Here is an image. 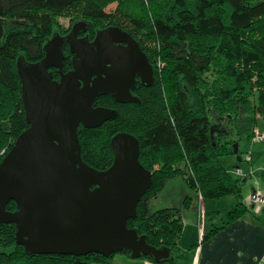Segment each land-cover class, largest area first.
<instances>
[{"label":"trees","instance_id":"16d2710c","mask_svg":"<svg viewBox=\"0 0 264 264\" xmlns=\"http://www.w3.org/2000/svg\"><path fill=\"white\" fill-rule=\"evenodd\" d=\"M114 1L121 0H0V161L28 127L16 71L17 58L22 56L28 64L43 58L44 43L53 34L65 35L57 24L60 14L74 13L73 23L85 22L91 37L109 26L122 29L146 55L154 83L150 89L143 90L139 104L116 107L117 116L113 120L96 129L78 128L81 158L88 166L104 171L113 161L110 140L116 133H129L139 141L138 161L152 173V184L137 204L136 216L128 221L127 227L135 229L139 236L144 235L147 244L168 248L173 256L183 229L181 211L188 208L192 197H184L180 207L166 206L150 212L148 202L157 196L166 180L181 176L189 189L200 193L204 216L210 220L220 214L215 201L230 195L241 198L238 181L219 158L234 155L230 147L233 148L235 141L232 145L225 143L233 130L238 136L246 135L250 139L253 128L259 124L254 114L264 119V93L254 94L248 81L236 75L234 66L240 61L234 43L237 37H244L245 45L254 47L253 52L258 55L251 73L262 79L260 87L264 88V44L258 38L263 28L254 32L256 25L261 20L264 22V1L169 0L166 5L151 8L147 4L149 0H141L146 1L140 6L142 15L133 14L123 5L112 12L105 11ZM251 34L248 39L246 35ZM203 37L214 40L206 53L196 57V40ZM177 54V62L165 67L164 77L170 79V87L160 97L154 88L156 63L161 59L173 60ZM238 92L240 95L233 96ZM103 98L99 97L95 105H100ZM176 151V160H169L168 154ZM180 163L183 169L178 167ZM15 209L13 202L6 206L7 211ZM248 213L262 220L264 206L258 215L243 202H236L228 208L227 219L219 226H211L200 242H206ZM15 231L13 224L0 226V264H108L115 255L129 257L126 252L109 257L30 256L15 243ZM169 263L177 264V258L162 264Z\"/></svg>","mask_w":264,"mask_h":264},{"label":"water","instance_id":"95a60500","mask_svg":"<svg viewBox=\"0 0 264 264\" xmlns=\"http://www.w3.org/2000/svg\"><path fill=\"white\" fill-rule=\"evenodd\" d=\"M82 27V29H80ZM87 24L78 21L66 36L53 34L43 58L16 61L21 100L28 127L0 161V226L13 224L15 243L33 255L129 258L155 264L172 262L166 247L147 244L127 223L152 184V173L138 161L139 141L129 133L110 140L111 166L98 171L81 158L78 128L96 129L117 116L115 109L95 107L111 95L116 103L139 104L130 88L154 82L152 67L137 42L118 27L96 32L92 42L78 38ZM67 44L72 70L62 72ZM55 68L59 80H52ZM238 145H233L236 155ZM13 202L14 211L6 206Z\"/></svg>","mask_w":264,"mask_h":264},{"label":"rangeland","instance_id":"374dc122","mask_svg":"<svg viewBox=\"0 0 264 264\" xmlns=\"http://www.w3.org/2000/svg\"><path fill=\"white\" fill-rule=\"evenodd\" d=\"M167 1H169V0H149V2L147 1V4L149 3V6L151 8L152 7L156 8V6L160 7V5H162V4L166 5L165 2L167 3ZM143 2H141V0H121L119 3H118V1H114L110 4H108L104 10L107 12H112V11H114V9L118 5H123V7H125V8L129 7L130 11L133 14L142 15L143 11H142L140 6L142 5ZM144 5H146V4H144ZM75 17L76 16L74 15V13H71V12L68 13V15L60 14L57 17V24H58L59 28L62 29L64 34L69 32L70 27H71ZM105 25H107V23H104V26ZM262 28H263V30L259 34L258 38L260 39V42L264 44V42H262L264 39L263 38L264 22H262V20H261V22H259L256 25V27L254 28V32H256ZM246 37H248V39H250L252 37V34L246 35ZM244 39H245L244 37L243 38L237 37L236 38L237 41H235V43H234L235 46L237 47L236 50L238 51V55H239L238 58L240 59V61H238L234 64V66L237 68L236 75L239 76L240 79L244 77L248 81V84L251 86L252 92L254 91V94H257L258 92L264 93V88L260 87V81L262 79L258 75H254L251 73L252 72L251 66L253 65V62H257L258 55H256L253 52V50L255 51L254 47H248L245 45ZM213 40H214L213 38L211 39L209 37H203V38H200L199 40H196V47L198 49V51L196 52V57H199V55H202L201 53H203V52L206 53L209 45L213 42ZM178 56H179L178 54L176 56H174L173 60H169V61L165 62L161 59V62L156 63L157 64V68H156L157 80H156V84H155L154 88L158 89V93H159L160 97L165 96L166 92H167L166 87L167 86L170 87V81H169L170 79L165 78L167 76V74H166L167 68L165 69V67L167 65H169V63H172V61L177 62L176 57H178ZM165 63H166V65H165ZM144 95H146V93ZM235 95H240V94L238 92V94L236 93L233 96H235ZM250 100L253 101V96L250 97ZM195 104L196 103L194 102L193 106H194V109L196 110L197 106ZM100 105H103L106 107L111 106V104L109 103V101L106 98H103L101 100ZM151 105H154V104L152 103ZM254 117L259 122V124L257 125V126H259L261 123L260 122V115H258V113H255ZM257 126H255L253 128V130L256 129ZM227 140L228 141H226L225 143H229L228 145H232L234 143H236L238 145V154H237V156L236 155H223V156H220L219 160H220L221 164L224 166V168L229 173H231V175H232V172L236 170V169H234L235 166H238L241 168V170L240 169L239 170L242 172V175L236 174V176H234V178H236V177L238 178L237 184H238V187L240 188L241 198L238 199V198L234 197L233 195L226 196V198L222 199V204H227L228 208H230L233 204L232 205H228V204L235 203V199H236V202L241 201L244 204H247V206H248V203H249V200H248L249 199V197H248L249 196V188L248 187H249V185L251 183H254L253 188H255V187H257L256 184H259L258 182H260L261 188H263V186H264V174H262L260 171L257 170L255 173L252 174L251 170H249L245 174V172L247 171V167H248V164H246V160L248 159L249 153L253 152L255 140L253 137L248 139V137L246 135L238 136L235 130H233L232 134L227 137ZM233 141H235V142L233 143ZM258 143H260V142H258ZM231 150L233 151V148L230 147V151ZM177 152L178 151L168 154L169 160H172V161L176 160V153ZM1 154H4L3 150L1 151ZM237 157L240 158L242 161L237 162V160H236ZM178 167L183 169V164L180 163V165ZM243 178H247V180L242 182L241 179H243ZM185 192H187V193L184 195ZM182 195H184V196L182 197ZM191 195L196 198V205L198 207V213H199V219H198L199 220V226L202 227V225H205V224H207V222L210 221V219H208L207 217L204 216L203 210H204L205 206L203 204V199H202L200 193L189 189V187L185 184V182L183 181L181 176H176L174 178L166 180L163 188L157 194V196L155 198H152L149 200L148 209L150 212H153V211L162 209L166 206L180 207L181 206L180 203H182V199L186 196L191 197ZM189 206H188V208H189ZM228 208L225 210L223 215H221V217L218 219L217 224H219L220 222L227 219ZM259 214H260V212L258 213V215ZM116 257H117L116 262L114 260L112 264H122L121 254H118ZM10 264H17V263L12 262Z\"/></svg>","mask_w":264,"mask_h":264},{"label":"crops","instance_id":"0c3cea01","mask_svg":"<svg viewBox=\"0 0 264 264\" xmlns=\"http://www.w3.org/2000/svg\"><path fill=\"white\" fill-rule=\"evenodd\" d=\"M260 122L257 129L264 133V119L260 120ZM249 156L250 160H246L248 167L245 174L249 170H251L252 174L257 170L264 174V142L258 143L254 141L253 152L249 153ZM236 160L237 162L242 161L238 157ZM234 169L241 170L238 166H235ZM234 172H232V175L230 173L232 178L236 176ZM234 179L237 180L238 178ZM246 180L247 178L241 179L242 182ZM258 183L256 186H259L258 188L264 194V186L261 188V183ZM253 186L254 183L249 185V194ZM191 197L189 208L182 209L181 211L183 229L177 241L176 249L173 252V256L177 258V264H264V223L262 222L264 219L256 220L250 213L245 214L223 230L217 232L206 242H200L204 232L208 231L211 226H219L221 224V222L217 224L218 219L223 215L228 206L227 204H222L223 198L215 201L220 214L212 217V220L200 227L196 198L192 195ZM248 206H250V201ZM116 256L108 264H112L114 260L116 262ZM121 256L122 264H155L143 258L133 260L123 254Z\"/></svg>","mask_w":264,"mask_h":264},{"label":"flooded vegetation","instance_id":"af4514ba","mask_svg":"<svg viewBox=\"0 0 264 264\" xmlns=\"http://www.w3.org/2000/svg\"><path fill=\"white\" fill-rule=\"evenodd\" d=\"M76 23V22H75ZM73 23V24H75ZM72 24V25H73ZM71 25V26H72ZM71 28V27H70ZM107 28V27H106ZM82 29V27L80 28ZM79 29V30H80ZM105 29V28H104ZM103 30V29H102ZM70 31V30H69ZM100 31V30H99ZM98 32V31H97ZM68 33H66L64 36H66ZM96 33L91 37L89 36L88 34V30H86L85 32H83L82 30L78 31V38H86L88 39L89 42H92L94 37H95ZM67 44H63L62 45V53L64 55V59H63V62H62V72L63 73H67L69 72L70 70H72V64H71V59H72V55L69 53V51L67 50ZM49 73L51 74L52 76V80H56L58 81L59 80V74L57 73V70L55 68H50L49 70ZM154 83V82H153ZM153 86V84H152ZM152 86L150 87H144L140 84V81L138 78H135V82H134V85L130 88V92L132 94V96L136 97V98H139V96L142 94L143 90H148L150 89ZM105 98L109 101V103L111 104L110 107H106V106H102V107H105V108H109V109H116V107H122V105H125L126 103L122 104V103H116L114 101V99L112 98L111 95H106ZM97 101V100H96ZM133 104V103H132ZM95 107L97 106H101V105H95Z\"/></svg>","mask_w":264,"mask_h":264},{"label":"built area","instance_id":"2783aa9c","mask_svg":"<svg viewBox=\"0 0 264 264\" xmlns=\"http://www.w3.org/2000/svg\"><path fill=\"white\" fill-rule=\"evenodd\" d=\"M252 135L255 142H264V133L259 131L257 128L252 130ZM249 160L250 157L248 156L247 161ZM234 174L242 175V172L239 169H236ZM249 201L251 205L250 206L251 211L254 214H258L264 205V194L258 187L253 188L252 191L250 192Z\"/></svg>","mask_w":264,"mask_h":264}]
</instances>
